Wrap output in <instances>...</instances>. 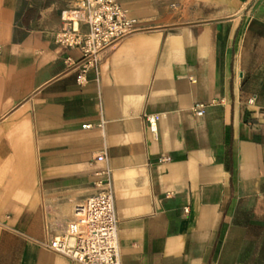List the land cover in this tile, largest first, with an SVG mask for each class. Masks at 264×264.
Segmentation results:
<instances>
[{
    "label": "crops",
    "instance_id": "0c3cea01",
    "mask_svg": "<svg viewBox=\"0 0 264 264\" xmlns=\"http://www.w3.org/2000/svg\"><path fill=\"white\" fill-rule=\"evenodd\" d=\"M161 1L120 0L145 29L79 82L55 39L78 0H0V264H81L45 243L104 188L123 264H264V0L160 23Z\"/></svg>",
    "mask_w": 264,
    "mask_h": 264
},
{
    "label": "built area",
    "instance_id": "2783aa9c",
    "mask_svg": "<svg viewBox=\"0 0 264 264\" xmlns=\"http://www.w3.org/2000/svg\"><path fill=\"white\" fill-rule=\"evenodd\" d=\"M62 20L63 28L55 39L62 46L81 51L80 60L73 62L79 82L87 80L89 71H94L99 81L101 53L129 34L145 29L141 20L133 17L120 0H78L63 12ZM203 111L197 109L198 114ZM145 118L155 130L158 116L148 114ZM84 127L91 125L84 124ZM105 159V154L97 156L98 161ZM169 159L168 156L161 158L163 162ZM119 230L114 193L104 188L77 205L66 232L53 236L45 246L81 264H123Z\"/></svg>",
    "mask_w": 264,
    "mask_h": 264
},
{
    "label": "rangeland",
    "instance_id": "374dc122",
    "mask_svg": "<svg viewBox=\"0 0 264 264\" xmlns=\"http://www.w3.org/2000/svg\"><path fill=\"white\" fill-rule=\"evenodd\" d=\"M187 2L188 0L181 1L180 3H178V0H162L161 3L151 7V16L160 23L173 22L179 14L190 13L193 16L197 15L201 18L227 16V14H232L236 11L238 7L235 0H195L192 4H188ZM69 8L71 7H67L66 9ZM142 24L146 25V23Z\"/></svg>",
    "mask_w": 264,
    "mask_h": 264
}]
</instances>
